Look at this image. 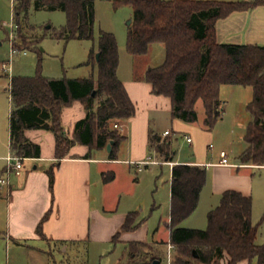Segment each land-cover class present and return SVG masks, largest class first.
I'll return each mask as SVG.
<instances>
[{
    "label": "trees",
    "instance_id": "trees-1",
    "mask_svg": "<svg viewBox=\"0 0 264 264\" xmlns=\"http://www.w3.org/2000/svg\"><path fill=\"white\" fill-rule=\"evenodd\" d=\"M30 0L14 4V17L26 14ZM132 10L127 27L126 51L142 56L153 44L164 46V60L148 68L143 76L151 93L170 99V117L183 123L197 121L195 104L202 101L203 128L211 131L221 118L220 88L238 85L252 88L246 105L251 122L243 136L246 148L239 154L240 164L264 166V46L220 44L215 25L233 12L250 11L264 6V0H122ZM120 2V3H121ZM34 8L59 10L66 22L59 31L63 40H92L94 4L92 0H35ZM98 59L95 60V54ZM87 65L97 68L96 78L51 79L39 71L32 77H11L9 83V150L22 158H38L40 147L25 138L26 130H46L55 138V158H64L74 143L102 149L109 141V153L115 159V148L123 137L110 125L127 121L135 113L121 81L116 38L99 31L97 49L90 50ZM95 91V96H92ZM73 101L84 105L85 117L74 124L73 138L64 133L60 117L63 108ZM150 153L161 162L171 163L175 151L170 138L149 132ZM53 167L47 170L49 189L53 187ZM111 174L104 178L108 182ZM206 181V168L178 164L171 168L169 243L176 251L175 264H264V243H256L258 226L252 223V199L236 190H225L218 205L207 213L205 230L187 229L179 224L195 212ZM136 214L125 215L112 241L122 233L134 231ZM40 227H38L39 232ZM132 246V244L130 245ZM193 250L197 258L193 257ZM159 262V260H158Z\"/></svg>",
    "mask_w": 264,
    "mask_h": 264
},
{
    "label": "rangeland",
    "instance_id": "rangeland-1",
    "mask_svg": "<svg viewBox=\"0 0 264 264\" xmlns=\"http://www.w3.org/2000/svg\"><path fill=\"white\" fill-rule=\"evenodd\" d=\"M17 1L0 0V157L9 153L11 77H32L39 71L42 76L51 79H84L91 75L96 78V65L86 63L90 50L97 49L99 31L112 33L116 38L120 79L130 75L131 66L134 67L133 76L139 77L143 68L156 66L163 60L159 44L151 45L146 55L135 57L127 53V22L131 20L132 10L122 0H92L95 18L93 39L68 41L59 37V31L66 22L62 11L36 10L35 0H30L26 14L22 12L18 16L17 26L13 21L14 4ZM12 49L16 52L13 53ZM251 98L250 87L221 86L219 99L226 116L211 131L203 128L205 115L200 100L196 102L197 121L194 123L180 122L181 125L177 126L166 113H157L154 119L159 129L167 128L171 132L168 138L176 152V160L186 163L198 158L204 162H217L219 152L225 151L229 155V161H233L245 146L243 131H239L237 125L242 115L248 114L242 103L249 102ZM184 135L190 137L191 144L186 142ZM117 148V158L128 159L127 143L120 142ZM158 162L140 172L133 166L115 165V169L111 170V166L98 165L91 178V206L99 212L104 211V216L112 213L117 216L135 213V223L141 224L135 236L145 241L142 244L129 247L118 237L113 241L78 242L74 247L53 246L49 253L27 252L6 239L8 208L6 199L0 194V264H152L155 260L162 264L167 249L162 240L165 241L168 236L170 170L166 163ZM29 164L31 163L25 162L26 166ZM214 172L213 168L206 169V185L200 193L197 209L180 223V227L206 229L207 213L220 200V195L212 190ZM242 173L250 178L253 185V194L250 195L252 223L258 226L256 243L261 245L264 243V168L246 169ZM110 174L115 179L105 182L104 178ZM176 256L173 249L172 264H175ZM190 264L197 263L190 261ZM251 264H255V261Z\"/></svg>",
    "mask_w": 264,
    "mask_h": 264
},
{
    "label": "crops",
    "instance_id": "crops-1",
    "mask_svg": "<svg viewBox=\"0 0 264 264\" xmlns=\"http://www.w3.org/2000/svg\"><path fill=\"white\" fill-rule=\"evenodd\" d=\"M215 33L216 40L220 44L264 46V6H258L250 11L233 12L226 18L218 20L215 25ZM159 45L163 51L164 60V46ZM131 61L133 63V60ZM118 68L117 77L135 108V113L131 118L118 123L122 127L121 131H118L123 137L120 142L127 143L126 153L128 159L117 158L119 142L115 148V159H110V152H107L105 148L98 149L74 143L67 155L58 160L55 158L56 143L51 132L46 130L25 131V138L40 147V155L38 158H25L20 175L11 176L10 186L1 190L0 194L6 199L8 208L6 239L14 242L27 252L37 251L42 254L52 251L53 246L63 247L68 245L74 247L78 242L112 241L113 235L119 231L125 216H117L116 213L104 216L103 214H106L104 211L99 212L91 206L90 185L92 174L95 173L98 165L111 166L110 169L113 170L115 165L134 167L133 163L144 161L149 157L158 161L154 157V153L149 152V132L161 138L171 136V132L167 128L159 129L154 119V115L157 113L170 115L171 103L169 98L151 93L150 84L143 79L145 71L150 67L143 68L141 76L134 77V67L131 66L130 75H127L125 79L119 78ZM247 103H242L245 110ZM246 112L248 113L247 110ZM225 116L226 112L221 107V118L218 122L223 121ZM84 117L85 109L80 101H73L69 106L62 109L60 121L68 138H73L75 122ZM174 121L177 126L181 125L180 120ZM250 122L251 116L249 113H244L241 121H238L237 126L239 131H243V136L246 126ZM165 131H169V134L163 136ZM185 137L189 136L184 135ZM191 143L192 140L189 144ZM244 145L239 154L246 148L245 142ZM9 153H11L10 150ZM98 154L104 156L98 157ZM239 154L233 161H229V155L227 154L228 162L233 166L218 165L220 161L219 154L217 162H204L195 158L182 163L176 160L174 156L173 162L166 163V165L170 170V179L171 168L174 165L188 164L204 166L206 169L213 168L215 178L212 190L215 194L221 195L225 190H236L243 195L250 196L253 194V185L250 178L242 173V170L264 168V166L242 165L237 162ZM25 162L31 164L26 166ZM1 165L0 162V167ZM155 165L157 164H150L144 166V168ZM52 166H54V181L50 190L46 172ZM38 227H40L39 232ZM137 230L138 228L134 231L122 233L120 240L129 247L131 244L132 246L142 244L145 241L135 236ZM169 233L168 229L166 240H162L165 246L169 243ZM64 249L66 250L67 247ZM220 264L225 263L222 261ZM238 264H249V262L241 261Z\"/></svg>",
    "mask_w": 264,
    "mask_h": 264
},
{
    "label": "built area",
    "instance_id": "built-area-1",
    "mask_svg": "<svg viewBox=\"0 0 264 264\" xmlns=\"http://www.w3.org/2000/svg\"><path fill=\"white\" fill-rule=\"evenodd\" d=\"M12 52H16L12 49ZM113 129L117 131H121L122 127L121 124H114ZM169 134V131H165L163 133V136H166ZM185 140L187 143L191 142V139L189 137H185ZM209 148H212L211 145H209ZM220 161L218 165L222 166H233L228 162L227 154L225 151L219 152ZM25 158L16 156L14 154L8 153L5 157L0 158V162L2 163L0 167V191L8 188L10 186V177L11 176H19L23 167V161ZM159 162L149 157L148 159L144 161H139L133 163L135 169L140 172L143 170L144 166L150 165V164H158ZM162 163V162H160ZM164 163V162H163ZM167 249L165 252V261L162 262V264H172L173 257H172V250L174 247L168 243Z\"/></svg>",
    "mask_w": 264,
    "mask_h": 264
},
{
    "label": "water",
    "instance_id": "water-1",
    "mask_svg": "<svg viewBox=\"0 0 264 264\" xmlns=\"http://www.w3.org/2000/svg\"><path fill=\"white\" fill-rule=\"evenodd\" d=\"M130 23H131V20H129V21L127 22V26H129ZM98 55H99L98 53L95 54V60H96V61H97V59H98ZM95 94H96L95 91H93L92 96L94 97ZM113 143H114V142L111 140V141H109V142L106 144L105 149H106L107 152H110V151H111V147H112ZM192 254H193V257H194V258H197V253L195 252V250H193ZM152 264H159V262H158L157 260H155V261L152 262Z\"/></svg>",
    "mask_w": 264,
    "mask_h": 264
}]
</instances>
